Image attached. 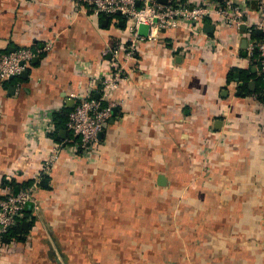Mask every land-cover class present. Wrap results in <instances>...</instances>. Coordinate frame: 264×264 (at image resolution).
I'll list each match as a JSON object with an SVG mask.
<instances>
[{
    "label": "crops",
    "instance_id": "1",
    "mask_svg": "<svg viewBox=\"0 0 264 264\" xmlns=\"http://www.w3.org/2000/svg\"><path fill=\"white\" fill-rule=\"evenodd\" d=\"M234 1L264 23L259 0ZM242 26L207 17L201 33L176 27L141 44L84 152L53 114L101 96L125 20L79 0H0V57L51 43L27 77L0 86V196L40 176L0 264H264V81Z\"/></svg>",
    "mask_w": 264,
    "mask_h": 264
},
{
    "label": "built area",
    "instance_id": "2",
    "mask_svg": "<svg viewBox=\"0 0 264 264\" xmlns=\"http://www.w3.org/2000/svg\"><path fill=\"white\" fill-rule=\"evenodd\" d=\"M85 3L94 16L115 17L120 15L125 20L127 36L120 46L109 50L112 54V68L109 74L101 80L102 94L99 98L88 93L76 96V102L68 113L66 129L78 138V147L84 152H91L99 143V133L111 117L115 105L107 96L117 88L126 78V64L134 58L140 50L141 44L156 40L163 30L185 26L196 31L207 17H214L222 24L233 28L244 25L251 35L249 48L257 47L258 66L264 81V36L259 40L252 37L258 28L263 29L262 20L254 22L247 9L235 3L234 0H219L215 5L212 2L190 6L186 2L169 0L161 3L158 0H79ZM258 8H264V0H259ZM145 25L148 32L143 35L139 27ZM200 25V26H199ZM199 26V27H198ZM198 27V28H197ZM200 28L198 31L201 33ZM48 42L37 50L21 47L0 57V86L10 77L19 75L30 60L40 51L50 49ZM59 145L49 153L44 160L41 172L48 175L54 161L59 154ZM39 178L34 179L27 187L17 191H9L0 196V244L8 231L18 224L27 206L36 208Z\"/></svg>",
    "mask_w": 264,
    "mask_h": 264
},
{
    "label": "trees",
    "instance_id": "3",
    "mask_svg": "<svg viewBox=\"0 0 264 264\" xmlns=\"http://www.w3.org/2000/svg\"><path fill=\"white\" fill-rule=\"evenodd\" d=\"M254 37L255 36V31H254ZM258 38V37H257ZM260 39V38H259ZM70 108H63L61 110H58L56 112H54L53 116H54V119L56 121V127H57V131L59 128H64L65 127V124H66V121H67V117H68V113L70 112ZM29 184L27 183L26 185H23L22 188L24 187H27ZM17 191V190H15ZM14 191V192H15ZM25 212H27L26 208L24 210ZM24 230L22 228V224L21 222L19 221L18 224L16 226H13L9 231L8 233L5 235V238H10L11 236H14L15 234H20L22 233Z\"/></svg>",
    "mask_w": 264,
    "mask_h": 264
},
{
    "label": "water",
    "instance_id": "4",
    "mask_svg": "<svg viewBox=\"0 0 264 264\" xmlns=\"http://www.w3.org/2000/svg\"><path fill=\"white\" fill-rule=\"evenodd\" d=\"M162 3H164V2H162ZM242 27H244V26H242ZM211 29H213V25L208 24V23L203 25L204 31L209 32V31H211ZM258 33H261V30H258ZM255 51H257V47L255 48ZM27 74H28L27 70L25 69L19 74V76L25 78V77H27ZM12 78L13 77H10V79H12ZM95 97L97 98V96H95ZM61 133H65V130H61ZM22 226H23V223H22Z\"/></svg>",
    "mask_w": 264,
    "mask_h": 264
}]
</instances>
